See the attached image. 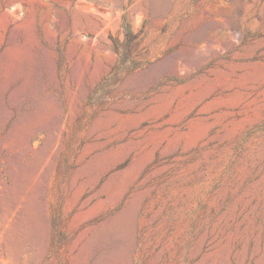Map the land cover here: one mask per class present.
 <instances>
[{
	"label": "rangeland",
	"instance_id": "rangeland-1",
	"mask_svg": "<svg viewBox=\"0 0 264 264\" xmlns=\"http://www.w3.org/2000/svg\"><path fill=\"white\" fill-rule=\"evenodd\" d=\"M0 264H264V0H0Z\"/></svg>",
	"mask_w": 264,
	"mask_h": 264
}]
</instances>
